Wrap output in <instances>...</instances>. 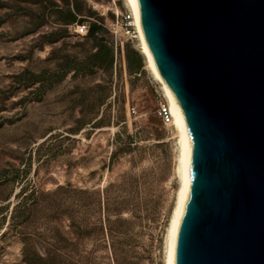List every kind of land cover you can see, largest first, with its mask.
<instances>
[{
  "label": "rangeland",
  "instance_id": "rangeland-1",
  "mask_svg": "<svg viewBox=\"0 0 264 264\" xmlns=\"http://www.w3.org/2000/svg\"><path fill=\"white\" fill-rule=\"evenodd\" d=\"M73 8L80 12L67 24ZM125 8V0H0V264L27 256L112 264L98 230L107 208L127 229L133 262L166 264L177 131L157 115L164 93L139 40L116 30ZM91 23L105 29L113 65L73 29Z\"/></svg>",
  "mask_w": 264,
  "mask_h": 264
},
{
  "label": "water",
  "instance_id": "water-1",
  "mask_svg": "<svg viewBox=\"0 0 264 264\" xmlns=\"http://www.w3.org/2000/svg\"><path fill=\"white\" fill-rule=\"evenodd\" d=\"M192 144L175 264H264V0H136Z\"/></svg>",
  "mask_w": 264,
  "mask_h": 264
},
{
  "label": "bare ground",
  "instance_id": "bare-ground-1",
  "mask_svg": "<svg viewBox=\"0 0 264 264\" xmlns=\"http://www.w3.org/2000/svg\"><path fill=\"white\" fill-rule=\"evenodd\" d=\"M126 6L131 9L135 14L137 29H138V40H139V48L141 50L142 55L146 60L147 69L150 71L151 76L161 84L164 97L168 101L171 107L172 114L174 115L173 127L176 128V138H177V146H178V156H177V168L176 174L179 178L180 187L177 190V200L175 204V208L172 213V218L170 224L168 226L167 232V257L166 264H175L176 261V243L177 236L179 232V227L181 224V220L186 209L191 189H192V171H191V160H192V144L188 139L182 115L180 110L169 91L168 87L162 80L159 71L157 69L156 63L146 45V41L141 29L140 19H139V11L136 0H125Z\"/></svg>",
  "mask_w": 264,
  "mask_h": 264
},
{
  "label": "trees",
  "instance_id": "trees-1",
  "mask_svg": "<svg viewBox=\"0 0 264 264\" xmlns=\"http://www.w3.org/2000/svg\"><path fill=\"white\" fill-rule=\"evenodd\" d=\"M73 11L74 12H72V10H68V14L70 15V17L66 20L67 24L74 23L76 21L77 18L76 14L80 12V9L73 8ZM59 12L63 13V10L60 9ZM59 20L63 23V18ZM104 34H105V29L103 28V26L98 25L97 23H91V25H89L88 27V31L86 35L89 38H92L98 42L99 51L96 54V56L101 60L102 51H106L107 59L110 65H113L114 49L112 47H109V44L104 37ZM132 52L134 53V51L132 50L127 51L128 66L131 69H132V63H131ZM98 67L101 66L99 65ZM126 145L124 147H129ZM30 199L31 197L29 196L28 198H26V201H29ZM107 203H108V199H107ZM76 230L78 231L79 236H81V238L86 237L90 233L87 226H82V225L76 226ZM98 230L105 231L106 240L104 241H106L105 243L110 249L112 264H136L135 262H133L130 256L131 248H129V243L127 239V234H128L127 229L124 227L123 222L119 218H116L115 220H112L110 218L108 213V208H107V216L105 218V227L103 228L101 226H98ZM25 262L26 264H33V259L27 256L25 258ZM63 264H67V263H65V261L63 260Z\"/></svg>",
  "mask_w": 264,
  "mask_h": 264
},
{
  "label": "built area",
  "instance_id": "built-area-1",
  "mask_svg": "<svg viewBox=\"0 0 264 264\" xmlns=\"http://www.w3.org/2000/svg\"><path fill=\"white\" fill-rule=\"evenodd\" d=\"M125 7V11H121V13L117 16L116 30L118 33H121L130 41L138 40L139 33L137 29L135 14L126 6V4ZM88 27L89 26L86 24H75L73 26V29L78 35H86ZM157 115L166 127L173 126L174 115L172 114L170 104L165 97L159 103Z\"/></svg>",
  "mask_w": 264,
  "mask_h": 264
}]
</instances>
